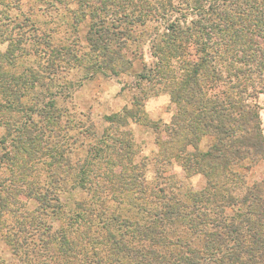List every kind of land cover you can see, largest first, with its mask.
Masks as SVG:
<instances>
[{
    "label": "trees",
    "instance_id": "obj_1",
    "mask_svg": "<svg viewBox=\"0 0 264 264\" xmlns=\"http://www.w3.org/2000/svg\"><path fill=\"white\" fill-rule=\"evenodd\" d=\"M74 1L76 12L68 13L64 7L73 18L71 26L85 16L90 19L86 38L94 59L85 67L82 65L88 57L80 53L82 46L75 38H55L53 43L51 36L56 30L44 28L42 20L48 6L54 9L64 0H28V14L21 10L22 0H0V46L5 45L0 51V126L16 133L12 145L16 152L8 151L5 162L0 161V235L9 223L7 236H0V240L7 241L16 255L26 244L30 246L27 262L31 264H245L239 258L242 255L250 264H258L259 256L254 254L259 248L243 246L238 224L223 211L227 206L245 205L246 200L237 199L235 192L250 195L253 191L246 175L234 169L250 171L252 157L263 153L261 144L257 148L254 145L253 138L259 133L258 115L249 101L254 92L264 91V87L253 86L254 76L264 78V0ZM36 4L40 6L34 7ZM151 24L163 28L162 33L158 35ZM27 32L47 49L40 50L38 45L34 53L35 57L48 54L45 65L33 62L27 66ZM138 40L149 41L154 62L150 68L144 64L137 77L154 89H149V95L141 90L132 107L143 108L141 102L147 95H168L175 113L171 123L162 126L167 137L162 141L165 152L170 149L172 154L175 149L186 176L201 174L206 183L202 190L173 194L171 189L160 187V195L153 200L134 198L153 207L139 209L140 217L135 220L127 215L111 218L119 230L124 229L123 235L130 233L133 239L136 234L135 240L119 244L110 229H105L110 220L104 210L101 220L105 223L97 231L91 227L93 210L88 201H76L70 210L61 202L66 177L75 171L85 175L84 169L92 164L76 166L57 158L63 153L61 131H72V126L69 118L62 126V114L54 109L55 100L74 84L56 83L54 77L65 68V61L75 62L80 73L78 85L98 72L107 71L111 76L130 72L143 52L140 48L126 58L122 51L128 53L129 44ZM27 91L36 93L37 99L27 100ZM51 109L56 113L53 116ZM15 112L24 119L20 126L16 120L10 121ZM134 115L130 109L127 117L142 122ZM47 132L54 141L47 140ZM205 137L211 141L200 150ZM101 143L96 142L98 150L96 145L91 148L95 158ZM121 143L131 149L130 143ZM189 146L193 152L186 149ZM87 154L91 156L90 149ZM44 156L50 162L42 160ZM16 157L21 164L15 162ZM105 173L98 176L100 188L105 193L120 189L118 202H124L128 185L108 179ZM85 183L80 184L82 188ZM218 191L227 192V197ZM100 199L104 205L106 200ZM28 200L35 201L36 206L23 212ZM246 206L243 222L247 232L264 228L261 195L253 193ZM49 217L53 218L51 222ZM58 220L60 229L53 231V223ZM41 227L45 229L37 234L38 244H30L28 237H35ZM80 227L85 228L81 233ZM257 233L262 237L261 230ZM261 237L252 243L264 247Z\"/></svg>",
    "mask_w": 264,
    "mask_h": 264
},
{
    "label": "rangeland",
    "instance_id": "obj_2",
    "mask_svg": "<svg viewBox=\"0 0 264 264\" xmlns=\"http://www.w3.org/2000/svg\"><path fill=\"white\" fill-rule=\"evenodd\" d=\"M21 6V10L28 14V8L31 6V3H28V0H22ZM38 6H40V4H36L34 7ZM55 6L54 9L51 8V6H48V10L44 13L46 14V16L43 17L45 20H42L45 23L44 28L46 27L47 29L56 30L54 35L51 36L53 43L56 42L55 38H67L69 41L75 38L79 46H82L80 53H85L88 57L86 59L84 58L85 61L82 67H85L86 65L88 66L94 59L93 53L89 52L90 42H88L86 38L90 19L85 16V18H81V20L79 19V22L76 25L71 26L73 24V18L68 16V13L70 11L76 12L78 10L76 2L74 0H64L62 5L56 3ZM64 7L67 8L68 13H66ZM41 13L42 12L38 13L40 18L42 17ZM11 14L16 16L17 12L13 11ZM64 15L65 17L63 18ZM19 17L17 18L20 19ZM175 17L180 18L181 16L179 15ZM153 27H156V24H151V29ZM156 28L158 35L162 33L163 28ZM24 35L27 36V45L24 49L27 53V66L33 62L45 65L44 62L49 58V56H47L48 54L35 57L34 53L38 45H40V50L47 49H44L40 44L41 42H38L37 44L33 35L29 32ZM140 48L143 52L141 55L143 57L140 56L141 58L135 59L130 72H122L118 76H111L107 71H102L95 73L86 80H82L81 84L78 85L76 82L80 79V73H78V68L75 67V62L65 61V68L63 67L64 69L60 70L58 75L54 77L55 82L58 81L67 84L69 81L68 83L74 84L69 90H66L65 93H63L62 97L59 96L55 100L56 104L54 109L57 114H62V126L64 127L66 124L65 118H69V125L72 126V131H61L63 153L57 158H62L63 162L70 160L76 166L79 164H84L86 166L87 162L92 164V166H89L90 168L84 169L86 170L85 175L78 174V172L75 171L73 174H69L66 177V185L62 186L64 190L60 194L61 202L66 210H70L74 208L76 201L82 199L88 201L90 209L93 210L91 227L97 231L100 230L103 223H105V220H101V213L104 210L105 216L110 220L107 221L108 224H106L105 229L107 227L110 229L108 232L116 237L119 244L135 240L136 234H134L133 239L130 238V233L123 235L124 229L119 230L117 225H114V222L111 221V218L118 217L119 215H127L132 220H135V217H140L138 215V213H140L139 209L153 207L151 203L140 201L139 199L135 200L134 198L144 197L153 200L154 197L160 195L157 191L160 187L167 191L171 189L173 194L185 193L186 190L190 189L202 190L206 183V179L201 174L195 173L190 177L186 176V173L181 166V162L175 157V149L172 148V154L170 149L168 150L170 153L167 152V150L165 152V147L162 145V141L167 139L162 131L164 123L162 119L159 121H152L149 119L147 110L151 111L157 105L164 104V111L166 113L164 118H167V116L170 115V112L173 114L175 113V106L173 104L170 105V103L167 102L163 103L165 100L169 102V97L165 93H159L158 95L152 94L151 97H148L150 93L149 89H152V85L145 81H139L137 77V74L142 72L144 64H146L147 68H150L154 62V59L150 57L149 41L138 40L135 43H130L126 50L128 53L123 51L122 53H125L126 58H131L132 53L134 52L135 54ZM4 49L5 45L0 46V51H3ZM257 77L259 76L257 75L253 77V86L255 88L257 86L264 87V78L259 80ZM139 86L140 89L138 88ZM141 90L148 94L141 102L143 108L132 107L133 99L141 97ZM155 90H157V87ZM35 95L36 93L33 91H27V100L37 99ZM249 103L254 106L258 115L259 133H257V135H260V139L258 140L257 135H255V139L253 138L254 145L255 148H257V146L259 147L261 144L263 153L259 155L255 154V156L252 157L250 171H245L242 168L234 169L246 175L247 184L253 188V191L250 194L251 196L246 191L235 192L234 195L237 199L241 200L244 198L246 200L245 205L242 206L241 204H235V207L233 208L227 206L223 212L225 217L228 219L233 218L234 223L238 224L239 227L237 232L242 233L240 240H242L243 246L246 247V245H251L254 248H259L255 249L254 255L259 256V259L257 260L258 264H264V247H262L259 242L252 243V241H257V238L261 237L257 233L258 230L259 233L261 230V238H264V228H256L254 232L251 229L250 232H247L245 228L246 223L245 221L243 222L246 210L248 211L246 205L251 202L253 193H259L264 203V91L254 92ZM30 105L32 108L34 107L33 102H31ZM130 109L132 110L133 115L135 114L134 117H138L142 122H136L135 120L131 121L129 117H127ZM55 112L51 109L50 114L53 116L56 114ZM19 116L20 115L16 112L13 113L10 121L16 120L18 126H20L19 123L24 119H21L22 117ZM133 123H137V125H134ZM78 133H80V135ZM15 134L16 133L9 130V128L0 126L1 162H5L8 158V151H12V153L16 152L12 147V145L15 144L13 138ZM72 136L75 137L73 138ZM46 138L47 140L54 141L52 134L49 132L46 133ZM1 139L4 140L3 144H1ZM99 140H102V143L99 144V152L97 153L98 157L95 158L94 151H91V148L93 147L94 150V145H96V150H98V144H96V142ZM210 141L211 139L208 137L202 138L199 145L200 150H205ZM121 142H123V144L130 143L131 149L128 150L123 147ZM89 149L91 156L87 154ZM186 149L192 152L194 151L190 146ZM46 154H48L47 151H45V155ZM48 158L49 157L44 156L42 160L44 159L45 161L47 160V162H50V159ZM14 159L16 163L21 164L19 158L16 157ZM33 162L34 161H32V164ZM112 165L114 166L112 167ZM119 165L122 166V169H120L121 167ZM2 171L3 167H0V173ZM104 171H106L105 176L108 179H111L114 182H120V184L124 183L128 185L126 191L123 192L125 194L124 202H118L121 198L119 196L122 193L120 189H114L110 193H105L102 191V187L100 188L98 183L100 182V179H98V176ZM4 175L6 176V173ZM40 178L44 177L41 176ZM82 183H85L83 184V188L80 185ZM219 193L224 197H227L228 195L227 192L218 191V194ZM100 198L106 200L104 205L100 204L102 202V199ZM35 206V201L28 200L23 212L27 211V209L31 210L35 208ZM252 213H255L254 216L257 215L256 211ZM248 218L253 222L251 216H248ZM52 219L53 218L49 217L48 221L51 222ZM60 222L61 221L59 220L58 222H52L54 225L53 231H58L60 229ZM6 226L7 228L3 227L2 229L3 233H1V237L3 235L7 236L5 234L9 223L6 224ZM44 229L45 228L43 227L40 229L38 228L35 237H28L30 244H38V239L40 237L37 234H40ZM76 229L78 228H75L74 230ZM84 229L85 228L80 227V233L83 232ZM255 233L257 235H255ZM258 245H260V247ZM256 250L259 251L261 256L258 255V251ZM31 251L32 248L30 246L27 248L26 244L21 248L20 254L16 255L12 246L9 245L7 241L4 239L0 240V264H31V261L27 262V258L30 259L31 257ZM239 258L241 262L250 264L243 255Z\"/></svg>",
    "mask_w": 264,
    "mask_h": 264
},
{
    "label": "crops",
    "instance_id": "obj_3",
    "mask_svg": "<svg viewBox=\"0 0 264 264\" xmlns=\"http://www.w3.org/2000/svg\"><path fill=\"white\" fill-rule=\"evenodd\" d=\"M165 102L170 103V101L169 102L166 101V100L163 101V103H165ZM163 105H157L153 110H151V111H148L147 110V113L149 115V119H151L152 121H159V120L162 119V121H163V123L165 125H169L171 123L173 113L170 112V115L167 116V118H164V116H165L166 113L164 111L165 109H164V106ZM170 105H171V103H170ZM133 124L134 125H137V123H133Z\"/></svg>",
    "mask_w": 264,
    "mask_h": 264
}]
</instances>
